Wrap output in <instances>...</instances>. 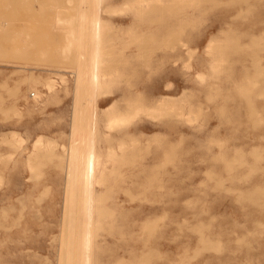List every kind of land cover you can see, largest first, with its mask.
Returning <instances> with one entry per match:
<instances>
[{
    "label": "rangeland",
    "instance_id": "rangeland-1",
    "mask_svg": "<svg viewBox=\"0 0 264 264\" xmlns=\"http://www.w3.org/2000/svg\"><path fill=\"white\" fill-rule=\"evenodd\" d=\"M81 216L85 264H264V0H0V264Z\"/></svg>",
    "mask_w": 264,
    "mask_h": 264
},
{
    "label": "bare ground",
    "instance_id": "bare-ground-1",
    "mask_svg": "<svg viewBox=\"0 0 264 264\" xmlns=\"http://www.w3.org/2000/svg\"><path fill=\"white\" fill-rule=\"evenodd\" d=\"M81 18H82L83 21L86 20V17L83 16V15L81 16ZM97 31H98V24H97V21L94 20L91 23V27H90V35H91V38H92V43H91L92 51H91L90 60L92 62L96 60V51H97V46H98V42H97L98 34H97ZM83 75H84V71L82 70L81 74L79 75V79L80 80L82 79ZM86 77H88V80L91 81V82H94V81L97 80V74L95 73L94 69H88L86 71ZM121 120H119L118 118H116L114 120H111L110 126L111 127L114 126L116 123H118ZM38 142L40 144V140H38ZM38 142H37V144H38ZM75 142L77 144H75L72 147V149L70 150V153L66 150V153H69L68 155H69V158H70V165H69L70 167H69V170H68V175H69L68 177L73 179L75 183L79 182L80 180H82L85 183H88L92 179L90 174H92V173H94L96 171H100L99 168H98L100 161L97 160V158L94 156V154L91 151H89L90 150L89 147H88L89 137H87L86 135H83V134L82 135L79 134L78 138L75 140ZM84 147H85V150H83ZM106 169H107V166L105 167V170ZM80 174H81V176L79 177L78 175H80ZM68 182H70V180ZM86 203L87 202H85V201L83 202V204H86ZM82 215H84V213H82ZM84 218H85V216H81V218L79 220L80 224L77 227L78 231H79V235H78L79 236V241H78V243H79V253H80V256H81V260H80V258H79V260H80V262L82 264H85L84 254L87 251L86 250V246H88V244H89V243H87V241L85 239L87 234L84 231H82L83 228H84V225H82V220ZM73 231H71V236L73 235ZM75 245H76V243H75Z\"/></svg>",
    "mask_w": 264,
    "mask_h": 264
}]
</instances>
